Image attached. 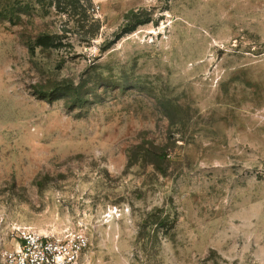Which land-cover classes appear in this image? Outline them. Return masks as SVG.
Instances as JSON below:
<instances>
[{
    "label": "rangeland",
    "instance_id": "rangeland-1",
    "mask_svg": "<svg viewBox=\"0 0 264 264\" xmlns=\"http://www.w3.org/2000/svg\"><path fill=\"white\" fill-rule=\"evenodd\" d=\"M264 264V0H0V251Z\"/></svg>",
    "mask_w": 264,
    "mask_h": 264
},
{
    "label": "built area",
    "instance_id": "built-area-1",
    "mask_svg": "<svg viewBox=\"0 0 264 264\" xmlns=\"http://www.w3.org/2000/svg\"><path fill=\"white\" fill-rule=\"evenodd\" d=\"M13 236L10 246L0 251V264H82L90 246L83 231L56 237L24 228Z\"/></svg>",
    "mask_w": 264,
    "mask_h": 264
}]
</instances>
